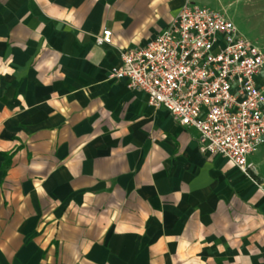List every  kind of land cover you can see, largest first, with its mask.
I'll list each match as a JSON object with an SVG mask.
<instances>
[{
    "label": "crops",
    "instance_id": "1",
    "mask_svg": "<svg viewBox=\"0 0 264 264\" xmlns=\"http://www.w3.org/2000/svg\"><path fill=\"white\" fill-rule=\"evenodd\" d=\"M186 1L0 0V264H264V184L108 77Z\"/></svg>",
    "mask_w": 264,
    "mask_h": 264
},
{
    "label": "built area",
    "instance_id": "2",
    "mask_svg": "<svg viewBox=\"0 0 264 264\" xmlns=\"http://www.w3.org/2000/svg\"><path fill=\"white\" fill-rule=\"evenodd\" d=\"M95 42L111 46V32L104 29ZM118 58L109 79H126L149 106L196 130L201 154L220 156L254 179L247 157L264 144V56L230 20L187 0L145 47L118 50Z\"/></svg>",
    "mask_w": 264,
    "mask_h": 264
},
{
    "label": "rangeland",
    "instance_id": "3",
    "mask_svg": "<svg viewBox=\"0 0 264 264\" xmlns=\"http://www.w3.org/2000/svg\"><path fill=\"white\" fill-rule=\"evenodd\" d=\"M259 3L257 0H195V5L230 20L239 36L256 46L264 56V3ZM258 79H264V68ZM255 164L256 172L253 170V181L263 187L264 145L259 150Z\"/></svg>",
    "mask_w": 264,
    "mask_h": 264
}]
</instances>
